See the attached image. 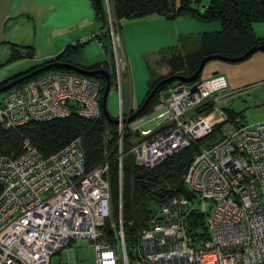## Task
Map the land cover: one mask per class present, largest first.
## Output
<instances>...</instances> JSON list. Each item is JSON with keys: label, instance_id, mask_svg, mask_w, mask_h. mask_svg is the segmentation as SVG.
I'll return each mask as SVG.
<instances>
[{"label": "built area", "instance_id": "1", "mask_svg": "<svg viewBox=\"0 0 264 264\" xmlns=\"http://www.w3.org/2000/svg\"><path fill=\"white\" fill-rule=\"evenodd\" d=\"M105 11L116 89L124 60L106 0ZM99 89L96 80L80 74L36 75L2 93L0 129L15 131L29 121L72 113L95 120ZM232 93L223 76L213 73L189 83L170 82L158 90L149 111L130 121L123 122L118 112L120 131L124 126L135 135L129 149L133 162L144 168L195 143L214 126L220 129L219 138L197 146L182 174L191 196H167L140 229L132 247L138 263L264 264V120H228L224 98ZM208 103L213 106L201 109ZM121 156L119 148V178ZM107 168V161L85 168L79 137L48 154L23 138L18 154H0V264H50L53 254L77 239L92 242L95 264H119L120 246L128 264L120 213L117 227L110 224L116 244L101 232L111 216ZM192 212L203 215L205 234L187 233Z\"/></svg>", "mask_w": 264, "mask_h": 264}, {"label": "trees", "instance_id": "2", "mask_svg": "<svg viewBox=\"0 0 264 264\" xmlns=\"http://www.w3.org/2000/svg\"><path fill=\"white\" fill-rule=\"evenodd\" d=\"M88 1L95 19L100 23L99 31L84 41L79 40L67 44L56 57L45 60L22 74L50 63H56L55 65L46 67L37 74L22 79L12 86L49 71L78 74L61 66V63H68L84 69L104 68L108 71L110 68L109 71H111L113 67L111 65L106 69V61L101 65L85 66L73 60V56L81 50L83 44L91 39H96L104 53L108 56L111 55L108 29L105 26V3L103 0ZM200 1L179 0L175 3V0H109V3L117 26L121 19H140L152 14L161 15L168 19L189 17L201 22L215 21L218 23V29L201 34L198 49L183 55L172 53L160 58L158 62L168 68L167 75L190 74L195 70L198 61L207 54L237 56L252 45L264 42L263 38L254 37L252 31L254 23L264 22V4H261L258 0H208L207 7L204 8L202 13H199L197 8L191 6V3L201 6ZM28 49L26 54L31 55L32 49ZM15 56V53L11 54L12 59ZM167 75L160 76L158 79H151L144 96L153 84ZM89 77L97 81L101 93L104 86L103 77L100 74H93ZM13 79L12 76L1 80L0 86ZM167 83L165 82L157 87L140 115L150 110L155 101L156 93ZM209 107L208 104L201 109L208 110ZM224 110L228 120H232L233 116L240 117L239 112H233L228 108H224ZM216 131L218 135L212 139L216 140L220 134L218 125L214 126L207 136L167 156L159 164L151 168H144L134 164L132 155L129 153V146L132 143L129 138L132 133L124 128L121 135L120 178L116 158V124L107 121L103 117L101 109L95 120H85L72 113L64 118L41 122L29 121L15 131L0 129V154H18L21 150V140L23 138L28 139L42 154H48L57 151L73 138L79 137L86 169H90L103 161L108 162L106 179L109 187L111 215L117 220L120 213L123 240L126 248H132L140 229L145 225L152 211L167 196L181 195L180 189L182 187L187 190L183 184H180L182 174L192 155L196 152L197 146L210 144L206 141ZM203 140L205 144H203ZM139 174L142 175L141 178L137 176ZM104 222L106 226L102 230L103 237L112 242V230H109L108 222L106 220ZM186 228L189 235L205 234L203 215L192 212L186 219ZM125 253L127 256V250H125Z\"/></svg>", "mask_w": 264, "mask_h": 264}, {"label": "rangeland", "instance_id": "3", "mask_svg": "<svg viewBox=\"0 0 264 264\" xmlns=\"http://www.w3.org/2000/svg\"><path fill=\"white\" fill-rule=\"evenodd\" d=\"M107 5L110 10L111 19L114 20V16L110 7L109 0ZM179 0H175V3ZM105 3V0H103ZM201 6L191 3V6L197 8L199 13L204 11V8L208 5V0H201ZM105 7V6H104ZM106 13V11H105ZM106 15V14H105ZM107 25V17H106ZM115 26V24H114ZM117 26V25H116ZM257 29L254 32L255 36L260 35L264 40V22L256 26ZM214 29H218V23L215 21L211 22H201L195 18H179V21H150L149 19H121L118 22L116 29L117 37L119 38L121 53L124 60L125 75L120 73L119 87L114 89L113 86L116 82L115 71L109 67L113 66V57L107 55L106 59V69H108L110 78V87L105 99V108L108 115L111 118H116L118 112L121 111L122 114L126 113V116L132 113L143 101L148 88L150 80L158 79L160 76L167 75L164 69H162L161 64L158 62L162 56H167L170 54L169 51H173L174 48L180 50V52L187 53L193 52L199 47V33L209 32ZM86 39V38H83ZM87 51L90 52V61H95L97 53L100 52L98 45L94 40L88 42ZM110 50V49H109ZM264 50V49H263ZM7 54V45L0 44V78L6 74V69L8 65L3 64V60ZM221 61V60H220ZM211 60L205 62L199 73V78H208L213 73L204 77V70L207 64H210ZM160 64V65H159ZM100 67V66H99ZM102 67V66H101ZM205 67V68H204ZM104 69V68H103ZM221 74L220 72H215ZM222 75V74H221ZM198 78V79H199ZM170 83V82H169ZM165 84L163 88L169 84ZM154 85V84H153ZM152 85V86H153ZM263 85L262 82L260 85ZM264 86V85H263ZM152 88V87H151ZM150 88V90H151ZM159 89V90H161ZM149 90V91H150ZM264 90V87H263ZM256 89L252 87L242 89L238 92H234L228 97L224 98L225 105L228 109L233 112L241 111L243 114L242 122L247 124H252L257 121L264 120V97H261ZM102 92V91H101ZM3 92H0V96ZM257 95V96H255ZM263 100V101H262ZM209 104V103H208ZM208 104L204 105L206 107ZM211 104V105H210ZM209 106H213L210 103ZM223 105V104H222ZM130 109V110H128ZM129 114V115H130ZM124 116V114H123ZM125 117V116H124ZM116 124L117 140H116V150L117 155L119 154V148H121V138H119L120 132L124 130V126L121 131L119 124ZM107 132V130H106ZM131 133V132H130ZM218 132H213L210 139L206 143L213 142L216 138ZM207 136V135H205ZM204 136V137H205ZM130 142L135 140V135L130 134ZM203 144L205 141L203 140ZM132 143L130 144V146ZM129 146V148H130ZM106 151V150H104ZM116 155V157H117ZM207 207V202L204 204ZM112 214V212H111ZM108 222V228L110 224H114L117 227V220H115L112 215L106 220ZM105 222L101 226V232L103 234V228L105 227ZM122 229V227H121ZM123 234V230H122ZM113 237V238H112ZM112 243L116 244L115 235L112 230ZM123 248L127 250V262L128 264H140L134 258L132 254V248H126L125 242L123 240ZM71 250V253H69ZM119 254V264H124L122 258L121 246L118 248ZM70 255L74 257V264H95L94 250L92 247V242L85 239H77L70 242L65 250H61L53 254L50 258V264H61L68 263L70 261Z\"/></svg>", "mask_w": 264, "mask_h": 264}, {"label": "crops", "instance_id": "4", "mask_svg": "<svg viewBox=\"0 0 264 264\" xmlns=\"http://www.w3.org/2000/svg\"><path fill=\"white\" fill-rule=\"evenodd\" d=\"M143 18L157 22L165 20L175 22L179 21V18L187 17L168 19L152 14ZM259 24L252 25L253 35L263 38L254 34ZM99 29L100 23L95 19L88 0H0V44L7 45L3 64L9 66L0 81L21 75L41 62L56 57L67 44L88 38L96 34ZM203 32L199 33V43ZM91 40H94L100 49L95 61H90V52L87 51L88 42ZM91 40L85 42L81 50L73 56L76 63L86 66L101 65L106 61L107 55L100 43L96 39ZM28 48L32 49L31 55L26 54ZM169 52L186 54L177 48ZM12 53L16 54L14 59L11 58ZM209 63L206 68L204 67V77L218 71L222 74L229 90L238 92L243 88L252 87L264 97V86H258L264 80V50H257L239 62L230 63L212 59ZM161 67L165 73H168L167 66L161 64ZM122 73L125 75V69ZM237 112L242 120V112L240 110ZM126 113H123L124 116Z\"/></svg>", "mask_w": 264, "mask_h": 264}, {"label": "water", "instance_id": "5", "mask_svg": "<svg viewBox=\"0 0 264 264\" xmlns=\"http://www.w3.org/2000/svg\"><path fill=\"white\" fill-rule=\"evenodd\" d=\"M261 4H264V0H258ZM264 49V42L259 43L257 45H252L251 47H249L248 49H246L244 52H242L241 54L237 55V56H227L224 54H207L205 56H203L199 61L198 64L195 68V70L193 72H191L188 75H182V74H170L165 76L164 78H161L160 80H158L151 88V90L148 92V94L144 97L143 101L141 102V104L130 114L125 116L122 121L126 122V121H130L132 120L137 114H139L144 107L146 106V104L148 103L149 99L152 97V95L154 94V92L156 91L157 87L165 82H172V81H180V82H184V83H189L194 81L195 79L198 78L199 73L201 71L202 66L204 65L205 62L212 60V59H217V60H221V61H226V62H239L242 61L243 59H245L248 55H250L251 53L257 51V50H263ZM56 63H50L45 65L44 67H37L29 72H26L25 74H21L17 77H14L13 80H11L10 82L4 84L3 86H0V92L4 91L6 89H8L9 87H11L12 85L19 83L22 79H25L29 76L35 75L38 72H40L41 70H43L46 67L49 66H53ZM61 66L69 68L71 70H73L74 72L81 74V75H85V76H91L93 74H100L103 79H104V86L101 92V97H100V109L102 112L103 117L112 123H117V119L116 118H111L105 108V99H106V95L108 93L109 90V86H110V78H109V73L107 72V70L103 69V68H94V69H84L75 65H71L68 63H61ZM139 178H141V174L137 175ZM180 184L182 185V180L180 181ZM180 192L183 196L189 198L191 196V193L188 190H185L183 187L180 189ZM69 253H71V250H69ZM71 264H74V257L72 255H70V261Z\"/></svg>", "mask_w": 264, "mask_h": 264}, {"label": "bare ground", "instance_id": "6", "mask_svg": "<svg viewBox=\"0 0 264 264\" xmlns=\"http://www.w3.org/2000/svg\"><path fill=\"white\" fill-rule=\"evenodd\" d=\"M205 64V63H204ZM81 75V74H80ZM82 76H85V75H82ZM86 77H89V76H86ZM198 78H199V76H198ZM197 78V79H198ZM197 79H195V80H197ZM194 80V81H195ZM169 83V82H168ZM11 87H13V86H11ZM11 87H9L8 89H10ZM8 89H6V90H8ZM6 90H4V91H6ZM4 91H1V92H4ZM141 113H139V114H137L136 116H139ZM130 153V152H129ZM107 180V179H106ZM107 183H108V181H107ZM182 195V194H181ZM183 196V195H182Z\"/></svg>", "mask_w": 264, "mask_h": 264}, {"label": "flooded vegetation", "instance_id": "7", "mask_svg": "<svg viewBox=\"0 0 264 264\" xmlns=\"http://www.w3.org/2000/svg\"><path fill=\"white\" fill-rule=\"evenodd\" d=\"M19 76V75H18Z\"/></svg>", "mask_w": 264, "mask_h": 264}]
</instances>
